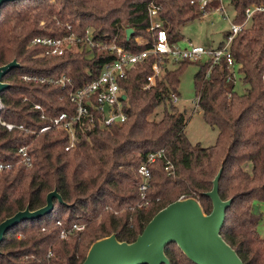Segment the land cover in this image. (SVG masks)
Returning a JSON list of instances; mask_svg holds the SVG:
<instances>
[{
  "label": "trees",
  "instance_id": "16d2710c",
  "mask_svg": "<svg viewBox=\"0 0 264 264\" xmlns=\"http://www.w3.org/2000/svg\"><path fill=\"white\" fill-rule=\"evenodd\" d=\"M150 1L4 3L0 7V66L12 59L19 66L2 78L9 87L0 93L4 103L1 118L37 131L50 119L73 112L67 89L19 82L17 77L30 74L55 79L65 75L78 88L99 76L102 65L112 57L103 49L44 57L39 46L30 44L33 37L70 32L82 35L91 27L94 39L101 43H113L130 52L149 49L156 33L148 15ZM229 2L235 11V24L244 20L246 7L264 5V0ZM153 3L158 6L155 20L165 29L170 44L179 39L184 24L218 7V0L203 7L200 0ZM128 27L132 28L129 38ZM230 32H224L225 39ZM229 52L245 87L243 93L236 92L234 83L227 80L230 70L223 59L199 64L194 76L197 109L217 130L213 146L201 147L188 140L185 113L169 98L170 94L179 96L182 71L191 61H173L171 66L163 57L161 74L149 84L157 61L153 54L119 83L126 96L125 122L79 136L67 151L65 132L34 136L0 126V162L12 165L11 170L0 172V223L26 208H42L52 191L62 200L53 199L49 214L23 220L6 231L0 242V264H82L93 243L111 235L121 243L134 242L156 213L178 200L195 199L208 215L212 204L205 194L220 169L219 197L222 201L231 199L220 236L243 264H264V238L257 233L262 218L260 204H264V12H254L247 26L232 37ZM32 104L43 108L45 118ZM160 105L161 118L152 119ZM21 148L27 151L28 165L20 161ZM160 150L163 157L148 165L150 180L142 201L137 169L149 154ZM167 161L169 171L165 170ZM74 223L85 227L60 239L61 229ZM164 255L169 264H193L173 243L164 248Z\"/></svg>",
  "mask_w": 264,
  "mask_h": 264
},
{
  "label": "built area",
  "instance_id": "2783aa9c",
  "mask_svg": "<svg viewBox=\"0 0 264 264\" xmlns=\"http://www.w3.org/2000/svg\"><path fill=\"white\" fill-rule=\"evenodd\" d=\"M210 0H200V6L203 7ZM217 9H220V0ZM158 6L150 1L148 7V15L151 19V28L156 29L153 37L151 47L139 52H130L125 50L122 46L113 43H101L94 39L92 35V28L87 27L82 35H77L74 32L66 33L61 36H35L30 41L33 46L41 48L40 55L44 57L59 56L66 51L81 52L93 51L94 49H103L112 57L109 61L102 65L99 76L94 80L75 88L72 85L70 78L65 75L59 78L34 76L30 74H21L17 77L19 82H26L32 84H46L58 85L61 89H67V99L73 106V112L62 113L59 116L50 119L49 123L39 130H28L22 125H15L4 121L0 116V126L7 131L19 130L38 136L47 131L65 132L68 134L69 145L65 150H69L74 146L79 136L86 135L93 130H102L112 125L122 124L126 120V115L123 111V100L121 99L123 91L119 85L120 81L125 79L128 71L142 62L147 55L153 54L157 61L153 63V76L149 78V84H152L153 78L158 76L161 71L159 62H162L163 57H167L174 62L178 61H197L202 54H208L212 63L225 60V63L230 70L227 77L229 82L234 83V67L236 66L234 60L229 52V43L232 37L241 29L247 26L254 12H264V5L253 4L244 10V20L241 23H232L230 27V34L226 38V43L221 47L206 50L200 46L190 45L187 48H178L174 44H170L167 33L159 21L155 20ZM208 59V60H209ZM2 83H4L1 80ZM178 97L175 94H170L171 102L177 103ZM26 101V99H23ZM196 104V103H195ZM34 110L40 113L41 118H45L43 108L39 104H32ZM197 107V104H196ZM4 109V103L0 97V112ZM21 153V163L29 164L27 151L25 148L19 149ZM163 157V151L149 154L145 164H142L137 169L139 176V197L145 201V192L150 180L149 164L154 163L158 158ZM171 168L169 162H166L165 170L169 171ZM12 165L9 163L0 162V172L9 171ZM146 204V202H145ZM56 225L61 227L60 222ZM85 225L74 223L70 228H62L59 234L60 239L66 238L74 232H80Z\"/></svg>",
  "mask_w": 264,
  "mask_h": 264
},
{
  "label": "water",
  "instance_id": "95a60500",
  "mask_svg": "<svg viewBox=\"0 0 264 264\" xmlns=\"http://www.w3.org/2000/svg\"><path fill=\"white\" fill-rule=\"evenodd\" d=\"M14 0H0V7ZM132 28H126L129 38ZM12 59L0 66V93L9 87L1 80L9 71L18 67ZM121 99L125 101L126 96ZM221 169L212 181V188L205 195L211 200L210 214L202 212L195 199L175 201L160 210L147 223L142 233L130 244L118 242L114 235L96 241L89 248L82 264H169L164 248L175 244L193 264H243L235 251L222 239L220 230L225 211L231 199L222 201L218 194ZM62 202L56 191L46 196L45 206L29 211L27 208L0 223V242L6 231L23 220L40 218L53 210V199Z\"/></svg>",
  "mask_w": 264,
  "mask_h": 264
},
{
  "label": "rangeland",
  "instance_id": "374dc122",
  "mask_svg": "<svg viewBox=\"0 0 264 264\" xmlns=\"http://www.w3.org/2000/svg\"><path fill=\"white\" fill-rule=\"evenodd\" d=\"M219 5V2H218ZM220 9L209 11L200 19L184 24L180 28V37L173 43L178 48H187L190 45L200 46L206 50L215 49L223 42L226 43L224 32L230 30L232 19L235 11L229 0H220ZM7 9V8H5ZM4 9V10H5ZM141 42L143 40L139 38ZM209 55L202 54L197 61H193L184 66L178 85V101L174 103L177 110L185 113L186 126L185 133L192 144H199L201 147L213 146L217 139V130L210 127L203 119L201 113L196 107V97L194 90V76L199 69V64L208 61ZM170 60V65L174 66ZM164 64V62H161ZM161 74V71H160ZM234 89L238 93L244 92V85L238 73V67H234ZM163 106L160 105L152 119H160L162 116ZM262 218L257 226V233L264 238V204H260ZM101 217L97 219L100 221Z\"/></svg>",
  "mask_w": 264,
  "mask_h": 264
}]
</instances>
